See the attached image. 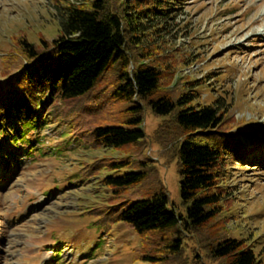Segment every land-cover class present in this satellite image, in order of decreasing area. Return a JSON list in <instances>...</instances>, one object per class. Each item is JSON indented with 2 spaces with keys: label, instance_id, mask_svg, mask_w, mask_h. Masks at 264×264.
<instances>
[{
  "label": "rangeland",
  "instance_id": "obj_1",
  "mask_svg": "<svg viewBox=\"0 0 264 264\" xmlns=\"http://www.w3.org/2000/svg\"><path fill=\"white\" fill-rule=\"evenodd\" d=\"M64 1L0 0V71L7 61H3L5 55L15 51V40L39 43L41 38L58 36L59 4ZM134 1L111 3L118 8ZM156 1L136 5L147 18L144 25L151 34L143 39L152 55L150 59L134 55L133 65L151 60L162 67L163 87L176 94L197 82L196 102L208 104L220 98L227 110V128L251 134L241 136L246 155L229 160L224 171L221 212L204 228L185 231L182 251L168 263L225 264L213 258L208 248L218 238L229 236L242 239L264 264V2L179 0V8L171 9L169 16L155 19L156 15L148 13V17L145 11ZM257 19L261 22L251 24L238 37L231 35L233 29L241 30ZM116 73L117 66L82 99L89 105L88 112L106 123L123 118L124 104L107 99L105 93ZM143 116L146 139L137 146L82 149L70 124L60 122L45 127L42 139L34 141L44 155L33 160L21 146L19 167L3 179L7 170L0 155V264H150L143 254L153 248L152 235L142 236L121 222L108 229L93 224L96 218L91 210L108 198L109 190L99 182L107 170H97L87 180L83 177L104 157L147 161L146 180L129 194L164 188L177 211L185 212L175 157L177 141L185 134L172 115H156L144 104ZM59 145L72 150L59 155L54 150ZM5 150L16 151V146L7 142ZM56 250L61 251L58 258Z\"/></svg>",
  "mask_w": 264,
  "mask_h": 264
},
{
  "label": "trees",
  "instance_id": "obj_2",
  "mask_svg": "<svg viewBox=\"0 0 264 264\" xmlns=\"http://www.w3.org/2000/svg\"><path fill=\"white\" fill-rule=\"evenodd\" d=\"M144 1L151 0L121 3L115 8L111 0H65L59 4L57 37L41 38L39 43L15 40V51L5 55L3 61H7L0 71V155L7 170L4 175L14 173L21 146L26 147V157L43 156L34 141L42 139L45 127L60 122L70 124L82 149L137 146L146 139L144 104L156 115H172L185 134L177 141L175 155L184 213L172 205L164 188L129 194L146 180L147 161L104 157L106 160L95 162L83 176L87 180L91 173L107 170L99 182L109 190L108 198L101 202L103 206L91 210L96 218L93 224L108 229L121 222L142 236L152 235L155 241L151 251L143 254L145 261L170 264L183 249L185 231L204 228L221 212L224 171L229 160L246 155L241 136L251 134L227 128V110L220 98L208 104L196 102L198 95L193 91L197 82L176 94L163 87L162 67L151 60L133 65L134 55L144 59L152 55L143 39L151 34L144 25L147 18L136 7ZM164 1L151 4L145 15L163 19L171 9L179 8V0ZM116 66L117 73L104 92L107 99L124 104L123 118L106 123L88 112L89 105L82 99ZM7 142L14 143L16 151L5 150ZM56 149L59 155L72 150L68 145L54 146ZM243 243L236 237L218 238L209 244L208 253L225 264H260L253 248Z\"/></svg>",
  "mask_w": 264,
  "mask_h": 264
},
{
  "label": "bare ground",
  "instance_id": "obj_3",
  "mask_svg": "<svg viewBox=\"0 0 264 264\" xmlns=\"http://www.w3.org/2000/svg\"><path fill=\"white\" fill-rule=\"evenodd\" d=\"M262 2H264V0H260V3H259L258 5H261ZM255 7H256V6H255ZM255 7H253V8L250 7V8H252V10H254ZM244 13H245V12H243V14H244ZM238 15L240 16L241 13L238 14ZM263 17H264V14H263ZM237 20H239V18H238ZM256 22L260 23L261 20H260V19H257V20H254V22H247L248 24H247L246 27H244L243 29H241V30H239V29H237V28L233 29V30L231 31V35H233V36H235V37H238V35L241 34V33L243 32V30H248V28L250 29L251 24L256 23ZM263 29H264V25H263ZM262 34L264 35V30H263ZM236 39H237V38H236Z\"/></svg>",
  "mask_w": 264,
  "mask_h": 264
}]
</instances>
